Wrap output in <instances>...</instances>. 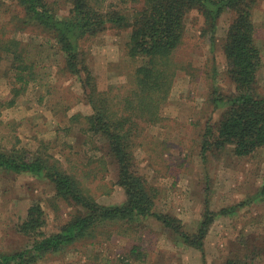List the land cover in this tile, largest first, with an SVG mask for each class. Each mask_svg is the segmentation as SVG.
Listing matches in <instances>:
<instances>
[{"label":"rangeland","instance_id":"374dc122","mask_svg":"<svg viewBox=\"0 0 264 264\" xmlns=\"http://www.w3.org/2000/svg\"><path fill=\"white\" fill-rule=\"evenodd\" d=\"M2 1L0 32L11 36L17 21H10L20 12L15 0ZM54 1L60 15L69 14L70 0ZM116 1L119 0H105V7L114 9ZM118 6L132 7L120 2ZM254 12L263 58L257 85L264 95V0ZM231 17L230 13L222 16L212 39L204 34V17L198 11L189 14L181 51L185 68L181 67L163 106V119L157 125L142 124L144 131L136 143L138 171L158 188L155 211L176 217L182 230L189 234L199 231L207 209L219 213L222 208L250 201L264 181V148L246 158L236 157L230 148L210 149L206 159L202 157L206 127L216 124L223 112L214 107L209 94L214 87L224 93L234 90L226 73L223 50ZM22 27L18 22L16 28ZM14 36L26 47L25 63L33 65L37 80L15 97L12 93L15 73H6L10 71L11 57L8 52L3 53L0 148L11 149L16 145L32 152L46 148L66 166L71 160L73 167L99 175L87 179L85 185L100 203L123 204L126 193L117 183L118 165L109 155L105 140L85 134L81 122L72 119L76 114L86 116L92 112L80 77L63 70L64 55L58 51L56 41H49L45 33L29 28ZM126 40L127 32L109 28L81 42L84 58L97 78L99 89L111 91L114 96L126 92L121 85L134 74L136 65L142 63L127 55ZM35 202L46 210L50 231H56L75 211L55 198L54 186L49 181L0 171V252H14L26 244L27 237L18 233L17 227ZM104 230L107 233L94 244L90 241L76 244L64 253L47 256L39 264H223L234 255H249L255 264H264V200L261 199L248 202L233 214L216 217L203 250L188 245L180 234L167 230L155 218L142 220L140 225L127 230L122 225ZM136 237L140 238L137 242L147 245V255L131 258Z\"/></svg>","mask_w":264,"mask_h":264},{"label":"trees","instance_id":"16d2710c","mask_svg":"<svg viewBox=\"0 0 264 264\" xmlns=\"http://www.w3.org/2000/svg\"><path fill=\"white\" fill-rule=\"evenodd\" d=\"M15 1L20 13L10 21H17L14 34L29 28L45 33L49 41H56L58 51L64 55L63 70L80 77L92 112L86 116L76 114L72 119L81 122L85 134L105 140L109 155L118 165L117 183L125 190L126 201L112 206L100 203L85 185L87 179L99 175L73 167L71 160L66 166L46 148L35 152L16 145L11 149L0 148V171L49 181L54 186L55 198L75 209L56 231H50L46 210L40 203H32L25 220L17 227L18 233L27 237L26 244L14 252H0V264H39L47 256L64 253L76 244L85 241L94 244L107 233L106 228L122 225L127 230L151 218L161 221L167 230L180 234L188 245L203 250L216 217L233 214L252 200H264L263 181L252 200L222 208L219 213L207 209L199 231L189 234L182 230L176 217L155 211L158 188L139 173L135 153L137 140L144 131L142 124L161 122L163 106L181 67L185 68L181 51L187 17L193 11L204 17V34L212 39L222 16L228 13L232 16L223 50L227 60L226 73L234 90L224 93L214 87L209 94L214 107L223 112L216 124L206 127L202 157L206 159L210 149L230 148L236 157L246 158L264 148V95L257 85L263 58L254 21V11L261 0H119L114 9L106 8L105 0H70L71 8L66 16L55 9L57 3L54 0ZM119 2L132 7L120 9ZM0 4H4L2 0ZM130 9L133 13L128 12ZM18 22L22 28H16ZM109 28L127 32V55L134 61H142L136 65L129 80L121 85L126 92L119 96L99 89L97 78L82 51V40ZM14 34L9 36L10 33L0 32V58L4 52L10 54L11 67L6 73L10 75L14 71L12 93L18 97L37 80V74L32 64L25 63L26 47L23 48V43ZM19 85L21 87L17 88ZM12 102L16 103L15 100ZM130 252L131 258L144 256L138 247H133ZM223 264L255 262L249 255H234Z\"/></svg>","mask_w":264,"mask_h":264},{"label":"crops","instance_id":"0c3cea01","mask_svg":"<svg viewBox=\"0 0 264 264\" xmlns=\"http://www.w3.org/2000/svg\"><path fill=\"white\" fill-rule=\"evenodd\" d=\"M135 239H136V242H135V244L133 245V247H136V244H137V245H138V248L140 249V251H143V253H144L145 256H146V255H147V250H146L147 245H146V244H141V243L137 242V241L140 240L139 237H136ZM139 246H140V247H139ZM131 249H132V247H131ZM137 264H138V263H137ZM139 264H146V262H142V263H139Z\"/></svg>","mask_w":264,"mask_h":264}]
</instances>
